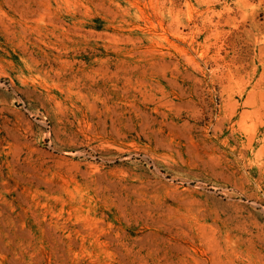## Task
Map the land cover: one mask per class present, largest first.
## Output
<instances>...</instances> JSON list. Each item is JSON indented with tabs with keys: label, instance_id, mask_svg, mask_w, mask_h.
<instances>
[{
	"label": "rangeland",
	"instance_id": "1",
	"mask_svg": "<svg viewBox=\"0 0 264 264\" xmlns=\"http://www.w3.org/2000/svg\"><path fill=\"white\" fill-rule=\"evenodd\" d=\"M0 264H264V0H0Z\"/></svg>",
	"mask_w": 264,
	"mask_h": 264
}]
</instances>
